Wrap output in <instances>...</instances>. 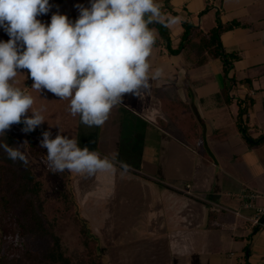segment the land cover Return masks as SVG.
Returning a JSON list of instances; mask_svg holds the SVG:
<instances>
[{
	"label": "crops",
	"instance_id": "1",
	"mask_svg": "<svg viewBox=\"0 0 264 264\" xmlns=\"http://www.w3.org/2000/svg\"><path fill=\"white\" fill-rule=\"evenodd\" d=\"M157 2L174 48L184 22L205 33L221 23L222 45L238 59L228 73L220 59L194 67L185 52L159 43L150 62L164 75L150 92L125 95L102 126L75 116L78 146L114 164L92 176L67 173L77 215L92 223L104 264H264V227L250 220L264 208V0ZM49 5L42 23L53 14L74 23L90 0ZM170 17L180 20L168 24ZM173 103L191 108L196 124H177L167 113ZM49 122L44 131L57 127Z\"/></svg>",
	"mask_w": 264,
	"mask_h": 264
},
{
	"label": "clouds",
	"instance_id": "2",
	"mask_svg": "<svg viewBox=\"0 0 264 264\" xmlns=\"http://www.w3.org/2000/svg\"><path fill=\"white\" fill-rule=\"evenodd\" d=\"M50 7L49 0H0V28L10 37L0 41V136L14 124H23L22 131L30 133L45 121L39 111L28 115L34 98L15 86L21 69L28 70L39 93L46 90L68 100L70 114L89 128L104 125L125 95L150 92V82L164 75L163 68L153 69L150 62L158 33L149 25L162 21L157 0H90V7L78 6L74 23L53 14L46 25L37 17ZM179 20L170 17L167 23ZM42 137L51 173L92 176L114 169L107 157L80 148L76 138L61 131L54 139L51 131ZM0 149L8 159L28 166L21 146L0 142ZM122 167L127 171L126 164Z\"/></svg>",
	"mask_w": 264,
	"mask_h": 264
},
{
	"label": "trees",
	"instance_id": "3",
	"mask_svg": "<svg viewBox=\"0 0 264 264\" xmlns=\"http://www.w3.org/2000/svg\"><path fill=\"white\" fill-rule=\"evenodd\" d=\"M149 27L158 32L155 45L164 44L172 55L185 52L194 67L201 66L210 59H220L228 73L234 60L238 59L236 55L227 53L222 45L221 34L226 27L221 23L205 33L184 22V32L178 48L173 47L171 33L165 22L153 23ZM5 34V40L8 41L10 37L6 32ZM189 109L183 113V105L173 103L167 113L175 118L177 124L184 125L186 122L192 126L197 121L193 110ZM244 111L241 107L237 127L245 132L242 120ZM18 125L23 128L22 124ZM32 133L37 134L34 131ZM24 138L22 132L11 126L5 135L0 136V142H6L11 147H23L21 141ZM27 139L29 149L35 157L43 158L47 155V149L41 147L40 143L31 137ZM56 175L62 179V191L58 197V205L51 213L48 211L49 198L45 182L36 175L30 162L27 167L20 161L13 162L0 149V264H104L98 241L77 216L68 174L63 172ZM67 211L74 214L75 226L78 228L77 241L72 246L64 243L63 236L58 231L61 218ZM38 237L48 239L49 245L45 249L33 250L32 240ZM17 240L19 243H16ZM69 247L77 248V254L70 252Z\"/></svg>",
	"mask_w": 264,
	"mask_h": 264
},
{
	"label": "rangeland",
	"instance_id": "4",
	"mask_svg": "<svg viewBox=\"0 0 264 264\" xmlns=\"http://www.w3.org/2000/svg\"><path fill=\"white\" fill-rule=\"evenodd\" d=\"M6 36L7 35L5 34L4 29L0 28V41L7 42V40H5ZM29 78L30 74L27 69L19 70V73L15 78V86L21 88L23 91H25L27 94H30L34 98V104L32 106V109H30L28 115H31L32 111H39L40 114L44 117V124L50 123L49 121H51L54 125L56 124L57 127L50 130L55 134H52L51 138L54 139L55 136L60 133V131L63 135L68 136L69 138H74L75 119L68 110L69 105L65 104V100H60L54 94L47 92L46 90H41V93H39L38 91L33 89L32 85H29ZM12 126L24 134L25 138L21 141V144L23 146L21 148L26 153L30 165L36 175L45 182L46 195L49 198L48 211L53 213L55 211V207L58 205V197L61 196L60 193L62 191V179L58 175L51 173L48 170L45 163L47 155H45L43 158H38L32 154L29 149V141L27 139L29 138V136L27 133H24L22 131V127H20L18 124H14ZM34 132L37 133L36 130H34ZM66 173L70 174V172L68 171ZM73 215L74 214L70 213V211H67L65 216L61 218L62 221H60L58 228L60 235L63 236L64 243L69 246H72L71 244L77 241L76 239L78 236V228L75 226V217H73ZM93 220L97 221V219ZM85 221L86 223H84V226L90 228L92 223L88 222L87 219ZM94 236L98 238L95 233ZM48 245V239L44 237H38L36 239L33 238L31 243L33 250L45 249ZM74 247H69L68 250L70 252H73L74 254H77L78 249H73ZM70 249L73 250L71 251ZM100 251L103 252L102 246L100 247Z\"/></svg>",
	"mask_w": 264,
	"mask_h": 264
},
{
	"label": "built area",
	"instance_id": "5",
	"mask_svg": "<svg viewBox=\"0 0 264 264\" xmlns=\"http://www.w3.org/2000/svg\"><path fill=\"white\" fill-rule=\"evenodd\" d=\"M35 130L37 131V134H33L32 132L27 133V134H28L29 137L37 140L40 143V141L43 139L42 133L44 132V128H43L42 125H40ZM188 194H190V192H188ZM250 198L253 201L255 196L254 195H250ZM252 201L246 204L247 208L254 209V204H253ZM216 207H219V206L216 205ZM237 214H239V213H237ZM263 219H264V208H258V209H256V215L254 217H252L250 220L255 226H259L261 228V227H264Z\"/></svg>",
	"mask_w": 264,
	"mask_h": 264
}]
</instances>
